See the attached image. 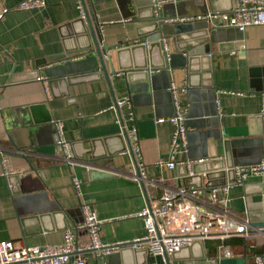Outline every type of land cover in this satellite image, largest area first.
Returning <instances> with one entry per match:
<instances>
[{"label": "crops", "instance_id": "1", "mask_svg": "<svg viewBox=\"0 0 264 264\" xmlns=\"http://www.w3.org/2000/svg\"><path fill=\"white\" fill-rule=\"evenodd\" d=\"M19 1L0 0V11L12 9ZM42 1L40 9L11 10L0 18V239L29 245L60 242L65 228L82 221L80 204L87 201L101 220L103 241H132L146 232L142 217L135 213L162 191L199 186L201 196L206 197L210 186H220L234 177L228 167L264 160V123L259 134L224 138L220 133L222 128L246 126L251 116H264V25H249L238 31L224 25L219 17H211L214 12H228L234 0H214L211 7L206 0H162L160 6L173 17L171 22L208 20L207 29L212 35L207 54L198 56L194 74L175 68L151 83L142 82L141 74L134 73L125 83L119 73L109 75L110 88L101 72H76L66 80L55 77L64 60H76L89 53L86 46L91 39L87 31L84 33L87 24L76 7L77 0ZM82 3L95 22L101 42L110 47L106 69L121 72L120 68L141 67L145 63L141 59L147 57V46L141 43H149V37L141 36L137 30L141 23L121 16L127 10L124 1ZM162 49L177 52L171 38ZM115 50L121 51L123 61L116 59ZM150 64L157 66L159 60L153 58ZM36 77L45 79L47 90ZM168 84L187 87V93L178 96L181 107L187 105V146L183 154L175 155L180 163L172 169L157 163L167 159L173 129L167 120L156 121L173 111ZM122 97H128L131 103L130 119L127 108L120 107L131 155L126 148L118 149L121 144L113 145V140L107 142V152L98 146L92 155L87 153L90 149L81 131L115 122L117 114L110 107ZM35 106H42L51 121L34 122L31 108ZM149 119L153 121L147 122ZM52 121L63 122V136L71 143L77 161L110 175L91 178L87 167L68 169L58 153H36L35 148L52 143ZM135 122L147 125L138 130ZM131 126L136 129V139L129 135ZM4 169L9 174L3 175ZM70 173L82 178L79 195ZM11 176L22 182L13 180L10 185ZM13 184L17 191L11 189ZM227 191L231 214L250 221L248 205L256 201L250 203L247 197L255 193L264 196V172L248 174ZM201 244L168 255L169 262L209 264L208 256L220 254L219 260L229 249L232 257L244 256V264H256V253L264 258V228L251 227L245 234L223 239L206 238ZM88 256L90 264L163 263L158 254L129 247Z\"/></svg>", "mask_w": 264, "mask_h": 264}, {"label": "built area", "instance_id": "2", "mask_svg": "<svg viewBox=\"0 0 264 264\" xmlns=\"http://www.w3.org/2000/svg\"><path fill=\"white\" fill-rule=\"evenodd\" d=\"M154 6H160L162 0H152ZM44 6L42 0H20L12 9L5 7L0 11V18L8 11L35 10ZM76 7L83 15V3L77 0ZM217 16L226 26H233L238 31H243L249 25H264V0H234L231 10L228 12H214L211 17ZM147 45V41L141 43ZM43 82L45 79L36 77ZM168 90L173 102V112L164 118H157L161 123L169 121L173 126L170 145L166 161L158 160L159 166L168 169L180 162L175 160L177 153L186 151L187 139L185 136L184 114L187 105L182 106L178 102V96L187 90L184 84L177 87L169 84ZM47 90V88H46ZM118 107L127 108L126 116L132 118L131 103L128 97H122L115 101ZM114 105L110 108L112 109ZM54 125L55 145L58 147V157L68 169L76 166L84 168V162L77 161L73 155L71 143L63 136V122L52 121ZM129 135L136 137V129L131 126ZM136 148V144H135ZM17 154H24L16 151ZM88 168V167H87ZM86 168V169H87ZM232 170L234 177L220 186H210L206 192L207 196H201V187H169L161 192L158 197L149 200L136 215L143 219L146 232L132 241L117 240V242H105L100 237V223L97 212L92 204L81 201L80 208L83 219L71 228H65L63 238L57 243L39 244H16L13 240L0 239V264H90L88 253L100 256L111 251H117L122 246H130L133 249H143L148 254H158L162 257V264H168L165 254L179 250L183 246L190 245L194 240L204 241L206 238L223 239L234 234H245L252 226L248 219H242L231 214L227 208V190L237 182H241L250 173L264 172V160L253 165H235L228 167ZM193 173L192 169H187ZM142 173V172H141ZM9 172L4 169L3 175ZM71 174L72 184L77 195L80 194L82 178ZM141 178L140 175H134ZM86 239H84V237ZM223 255L230 256L229 249H225ZM220 254L208 256L209 264H218ZM256 264H264L261 254L254 255ZM171 264H181L171 262Z\"/></svg>", "mask_w": 264, "mask_h": 264}, {"label": "water", "instance_id": "3", "mask_svg": "<svg viewBox=\"0 0 264 264\" xmlns=\"http://www.w3.org/2000/svg\"><path fill=\"white\" fill-rule=\"evenodd\" d=\"M83 1V0H82ZM120 1V0H118ZM127 6V10L121 14L124 19H129L128 21L141 23L137 27L141 36H148L149 43L143 46L145 48V52L147 54L146 60L141 59V63L145 61L141 65V67H129L128 68H120L121 72L115 71L114 69H106L105 61L107 62V66H109L110 61V47L105 46L101 42L100 34H98L95 22L92 20L83 6V17H85V22L87 24V29H84V33H87L91 39V44L86 46L88 49V54L76 58V60L67 59L64 60L58 67V78H63L66 80L69 74H74L76 72H101L103 78L105 79L107 86H109V75H120L121 73L124 77L125 83H129V80L134 73L141 74V81L146 82L149 81L151 83H155L159 76H163L164 74L169 73V71L175 68H183L190 75L195 73V68L197 67V58L198 56L205 57V54L208 52V43L211 42L212 33L208 31V20L207 19H197L193 18L190 21H179V22H171V18L169 15L165 14L163 10V6H154L152 0H121ZM195 2L200 0H194ZM209 7H211L214 0H206ZM92 3L90 2V7L92 8ZM232 7V4H231ZM160 8V11H159ZM231 10V8H230ZM229 10V11H230ZM203 16L206 14L203 11ZM200 16V15H198ZM196 17V16H194ZM170 20V21H169ZM171 38L177 50L176 53H166L163 48L165 41ZM115 47V46H114ZM121 51L115 50L116 59L121 62L122 57L120 55ZM157 58L159 60V64L157 66H152L150 64L151 59ZM147 61V63H146ZM176 66V67H175ZM170 85L168 84V87ZM110 88V86H109ZM170 93V91L168 90ZM187 93V92H186ZM171 97V94H170ZM172 102V99H171ZM114 109L117 114V120L112 124L108 125H99L89 129H83L81 131V137L85 139V143L87 144L88 152L92 153L96 150L98 146L103 147V150L107 152V142L113 140V145L121 144V148L118 149H127L130 154V139L128 138L126 121L124 120L120 107L117 106L115 101ZM173 103V102H172ZM42 106H35L31 108L34 122L40 121L44 123H48L51 121L50 116L43 111ZM174 108V107H173ZM173 112V111H172ZM153 120H147V122H151ZM147 122H135L137 129H142V126L147 125ZM264 123V116L261 114L251 116L248 119L247 125L243 127H234L233 129L222 128L220 129L221 135L224 138L234 137L236 135H251L259 134L262 131V126ZM184 125L186 127V120L184 121ZM186 135V133H185ZM41 138V136H40ZM55 136L52 137V143L41 145L34 149L36 153L41 154H54L58 153V147L55 145ZM112 143V142H110ZM225 144L228 145L229 141L225 140ZM119 150H113V152H118ZM92 155V154H91ZM131 155V154H130ZM99 156V155H96ZM94 157V156H93ZM92 157V158H93ZM186 171L187 168H186ZM185 171V172H186ZM194 172V170H192ZM139 172V171H138ZM137 172V173H138ZM228 172L232 173V170L229 168ZM86 173L91 178H96L98 176H106L110 175V173H105L103 170L94 167H88L86 169ZM19 182V178H13L12 176L9 178V183ZM142 186H144V180L140 179ZM11 189L17 191V187L12 185ZM20 187V186H19ZM248 201L255 202L254 205H248L249 216H250V225L255 229L257 227L264 228V196L259 193H255L254 195L247 197ZM250 202V203H252ZM202 242L200 240H194L190 245L183 246L179 250L172 252L174 255L181 250H185L188 247H193L196 245H200ZM129 247L130 246H122ZM165 260L168 264L169 257L165 254ZM219 264H244V256L232 257V256H223L219 260Z\"/></svg>", "mask_w": 264, "mask_h": 264}]
</instances>
